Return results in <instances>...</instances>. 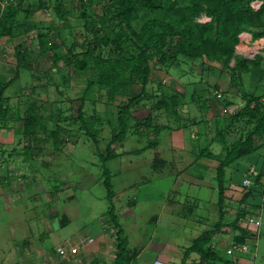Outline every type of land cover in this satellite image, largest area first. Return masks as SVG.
Masks as SVG:
<instances>
[{"label": "rangeland", "instance_id": "rangeland-1", "mask_svg": "<svg viewBox=\"0 0 264 264\" xmlns=\"http://www.w3.org/2000/svg\"><path fill=\"white\" fill-rule=\"evenodd\" d=\"M32 1L24 0V5ZM32 18L43 28L50 22L51 15L40 9ZM35 34L36 29L29 30L28 42ZM23 39L1 41L0 78L7 79L15 72L14 45ZM29 48L33 53L39 49L36 43ZM62 64L59 61L58 65ZM259 65L249 64L240 75V91L246 95L264 96V57ZM199 66V60L186 58L179 66L153 70L155 81L163 80L166 90L183 93L185 103L179 117L184 119L186 126L177 128L180 120L152 108L158 94L141 100L137 109H133L134 117L143 118L151 112L159 130L152 127L144 135L137 136L131 133L130 125L124 140L113 143L112 147L121 153L142 148L151 141L157 144L138 154H122L107 162L114 190L111 200L102 182L103 166L97 147L82 131H73L72 137L63 138L61 150L55 148L48 131L45 135L40 133L46 136L41 144L42 151L28 161L22 155L27 149L23 151L22 148L33 141L14 130L22 126V121L10 122L13 129L0 128V264H113L117 253L116 227L107 212L112 207L127 239V254L135 253L131 264H151L154 259L179 264L185 247L219 218L215 179L218 161L206 157L194 161L199 147L208 146L214 153L222 148L214 136L216 126L226 123L218 119L223 114L221 101L225 97L221 100L216 93L220 91L223 96L227 93L238 104L245 101L229 83L228 74L218 73L217 69L201 73ZM62 74L67 76V81H62ZM19 75L5 91L15 114L18 111L25 114V105L30 99L38 98L44 103L45 113L61 107L64 116H76L80 102L77 98L86 85L83 75L70 68L52 67L47 53L36 59L34 68L21 71ZM47 83L46 88L39 86ZM208 83L217 84L220 90L215 91L213 86L207 92ZM154 87L156 85L150 83L147 90ZM140 88V85H133L129 93H140ZM196 91L202 98H210V106L201 109L198 100L191 102V93ZM129 93L117 92L113 104H122ZM102 99L94 105L88 101L86 107L89 113L97 111L105 117L99 134L100 151H104L109 142L112 127L120 129L117 121L113 126L107 123L108 100L105 96ZM71 120H68L70 127L79 125L78 121L72 123ZM132 122L134 119L129 124ZM51 125L47 122L49 129ZM240 125L242 123L235 129V136L239 134ZM169 126L172 130L167 128ZM258 143L256 140L255 144ZM256 155V161L254 155L238 160L242 170L234 173L231 167L226 168L228 181L225 180V184L229 189L224 199L227 210L224 222L231 220L239 209L241 187L233 186L247 177L245 168L255 166L261 158L260 151ZM156 158L163 161L157 162ZM63 215L69 220L65 226L60 225ZM252 216H260L259 226L248 224L245 218L240 221L242 226L255 229L258 234L257 238L249 240V254L243 257L227 254L232 235L230 229L224 227L225 231L216 234L211 241L223 257L232 256L238 264H264V203ZM201 261L199 255L191 253L186 264Z\"/></svg>", "mask_w": 264, "mask_h": 264}, {"label": "trees", "instance_id": "trees-1", "mask_svg": "<svg viewBox=\"0 0 264 264\" xmlns=\"http://www.w3.org/2000/svg\"><path fill=\"white\" fill-rule=\"evenodd\" d=\"M253 1L255 0H34L24 5V0H0V43L3 39L24 37L14 45L15 72L7 79L0 78V128L10 129V122L22 121V126H17L14 130L33 141L22 148L23 151L27 149L22 155L28 161L38 157L42 151L41 144L46 136H41L40 133L45 135L48 131L55 148L61 150L63 138L72 137L70 134L73 131H82L97 147L103 166L102 182L107 191L106 196L111 200L114 190L107 162L122 154H138L157 144L156 141H151L142 148L121 153H117L112 147L113 143L124 140L130 125L131 133L137 136L144 135L152 127L159 130L151 112L143 118L134 117L133 109H137L141 100L153 97L154 93L158 94L152 108L165 116L180 120L177 128L186 126L184 119L179 117L181 106L185 103L182 100L183 93L166 90L163 80L155 81L153 70H162L164 66H179L187 58L191 61L199 60L201 73L207 74L208 71L217 69L218 73L228 74L229 83L236 87V93L243 96L245 101L238 104L227 93L224 94L222 106L232 104L235 109L218 116V119L226 122L216 126L214 136L222 145L221 151L214 153L208 146L199 147L194 160L206 157L218 161L215 179L219 218L211 228L200 232L185 247L179 264H186L191 253H196L202 259L198 264H238L232 256L223 257L211 241L227 227L231 231L232 242L249 245V240L257 238V231L242 226L240 221L257 213L264 203V96L246 95L240 91L242 71L248 69L249 64L260 66L259 62L264 54L258 53L253 58H246L235 53L241 32H249L253 39L264 37V0H258L261 1L258 8L252 5ZM40 9L51 15L50 22L43 28L32 18L33 13ZM31 29H36V34L28 42L26 36ZM35 43L39 49L33 53L29 45ZM44 53H47L52 67L61 70L70 68L86 78V85L77 98L80 102L75 117L64 116L61 107L45 113L44 103L38 101V98L30 99L25 105V114L21 111L15 114L8 103L6 89L20 76L21 71L34 68L36 59ZM59 61L63 64L58 65ZM67 80V76L62 74V81ZM150 83L156 87L148 91ZM136 84L141 87L140 93L130 94L129 91ZM48 85L39 86L46 88ZM208 85L210 88L207 92L213 86L215 91L220 90L217 84ZM117 92L130 95L122 104L115 105L112 101ZM104 96L107 97L106 106L110 111L106 112L107 123L113 126V122L117 121L120 129L112 127L110 140L104 151H100L99 134L105 117L97 111L89 113L86 107L88 101L94 105L103 100ZM190 100L194 103L198 100L201 109L210 106V98H202L197 91L191 93ZM143 102L146 104V101ZM69 119H72V123L78 121L79 125L70 127ZM131 119L134 122L129 124ZM47 122L52 124L50 129ZM239 123L242 125L238 128L239 134L235 136ZM167 128L172 130L170 126ZM231 135L232 139L229 138ZM256 140L259 142L257 145ZM72 143L77 144V141L72 140ZM259 151L261 158L253 166V172H248L251 165L244 171L251 178L250 184L236 182L233 186L241 187L238 200L240 206L235 216L224 222L227 218L224 199L229 189L225 184L226 168L231 167L234 173L242 170L238 160L254 155L256 161ZM156 159L157 162L163 161L161 158ZM107 212L116 227L117 253L113 264H121L125 260V264H131L135 253L130 256L127 254V239L116 220L114 208H109ZM68 222V217L63 215L60 225L65 226Z\"/></svg>", "mask_w": 264, "mask_h": 264}, {"label": "built area", "instance_id": "built-area-1", "mask_svg": "<svg viewBox=\"0 0 264 264\" xmlns=\"http://www.w3.org/2000/svg\"><path fill=\"white\" fill-rule=\"evenodd\" d=\"M260 4H261V1H258V0H255L252 2V5L255 8H258L260 6ZM247 52H250V53L247 54ZM263 52H264V37L253 39L249 32H241L239 34V43L237 44V46L235 48V53L237 55H241V56H244L246 58H253L256 54L263 53ZM232 62H233V60L231 61V63ZM216 97L220 98L221 100H223V98H224L223 94L220 91L216 93ZM222 109H223L222 113L228 114V113H231L234 111L235 106L234 105L222 106ZM253 168L254 167L251 165L248 172L252 173ZM250 181H251L250 177L244 178L243 179V185H249ZM245 221H247L248 224L252 223L256 226H259L261 223L260 216L253 217L252 215H250L245 219ZM248 250H249V245L247 243H234V242L230 241L226 252H227V254H231V255H235V256H241L242 254L248 253ZM62 256H64V255H62ZM151 264H166V262L161 260V259H154Z\"/></svg>", "mask_w": 264, "mask_h": 264}, {"label": "crops", "instance_id": "crops-1", "mask_svg": "<svg viewBox=\"0 0 264 264\" xmlns=\"http://www.w3.org/2000/svg\"><path fill=\"white\" fill-rule=\"evenodd\" d=\"M264 53V52H263ZM1 130V129H0ZM2 193V192H1ZM247 254H249V253H247ZM243 256H245L244 254L243 255H241L240 257H243ZM168 263V262H167ZM169 264V263H168Z\"/></svg>", "mask_w": 264, "mask_h": 264}, {"label": "clouds", "instance_id": "clouds-1", "mask_svg": "<svg viewBox=\"0 0 264 264\" xmlns=\"http://www.w3.org/2000/svg\"><path fill=\"white\" fill-rule=\"evenodd\" d=\"M232 105V104H231ZM248 177V176H247ZM246 178V177H245ZM243 182V181H242ZM232 241V240H231ZM228 248V247H227ZM227 250V249H226ZM249 253V252H248ZM247 254V253H246ZM246 254H244V255H246Z\"/></svg>", "mask_w": 264, "mask_h": 264}, {"label": "water", "instance_id": "water-1", "mask_svg": "<svg viewBox=\"0 0 264 264\" xmlns=\"http://www.w3.org/2000/svg\"><path fill=\"white\" fill-rule=\"evenodd\" d=\"M197 70L199 71V69L197 68Z\"/></svg>", "mask_w": 264, "mask_h": 264}]
</instances>
